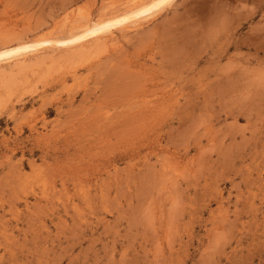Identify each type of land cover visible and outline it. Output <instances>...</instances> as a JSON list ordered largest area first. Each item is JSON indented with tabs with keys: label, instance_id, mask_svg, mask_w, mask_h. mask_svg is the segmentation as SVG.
Returning <instances> with one entry per match:
<instances>
[{
	"label": "rangeland",
	"instance_id": "obj_1",
	"mask_svg": "<svg viewBox=\"0 0 264 264\" xmlns=\"http://www.w3.org/2000/svg\"><path fill=\"white\" fill-rule=\"evenodd\" d=\"M153 1L0 0V264H264V0L54 43Z\"/></svg>",
	"mask_w": 264,
	"mask_h": 264
},
{
	"label": "bare ground",
	"instance_id": "obj_2",
	"mask_svg": "<svg viewBox=\"0 0 264 264\" xmlns=\"http://www.w3.org/2000/svg\"><path fill=\"white\" fill-rule=\"evenodd\" d=\"M169 1H171V0H155L149 5H143V6H140L138 8H135V9L133 8L129 13L125 14L124 16H121L119 18L116 17L113 20L111 19L112 21L108 20V22L103 21V22L95 23V24H93V26H91V25L87 26V31L85 33L83 32L84 34H82V35H78V36L73 35V37L71 36L67 41H64V42H57L56 41L54 43L55 44H71V43L83 40L87 37H91L93 35L96 36V34L101 33L105 29H108L110 27H114V26L122 24L124 22L145 16L152 9L163 7L164 5L169 3ZM47 43H48V41H38V42H35L33 44L23 45L21 47L19 46L16 49L11 50L7 53H0V57H3L5 55L8 56L11 54L21 55V53L26 51V50L35 49V48L43 46L44 44H47ZM13 56H15V55H13Z\"/></svg>",
	"mask_w": 264,
	"mask_h": 264
}]
</instances>
